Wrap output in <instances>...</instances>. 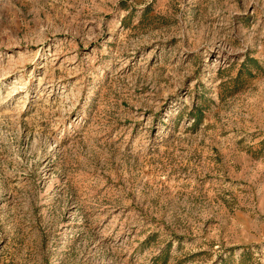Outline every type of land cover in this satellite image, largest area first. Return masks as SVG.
<instances>
[{
  "label": "rangeland",
  "instance_id": "obj_1",
  "mask_svg": "<svg viewBox=\"0 0 264 264\" xmlns=\"http://www.w3.org/2000/svg\"><path fill=\"white\" fill-rule=\"evenodd\" d=\"M0 264H264V0H0Z\"/></svg>",
  "mask_w": 264,
  "mask_h": 264
}]
</instances>
